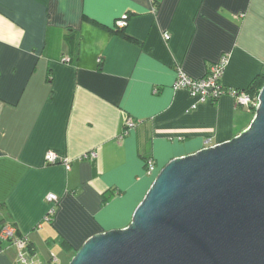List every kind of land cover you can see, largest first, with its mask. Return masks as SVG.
<instances>
[{"label":"crops","instance_id":"crops-1","mask_svg":"<svg viewBox=\"0 0 264 264\" xmlns=\"http://www.w3.org/2000/svg\"><path fill=\"white\" fill-rule=\"evenodd\" d=\"M154 6L0 0V227L16 225L42 264L126 227L166 163L228 141L253 118L228 94L202 100L174 83L178 68L200 78L227 56L222 84L248 88L264 71V0ZM128 118L136 125L125 131ZM49 193L59 200L47 221ZM18 260L19 248L0 242V264Z\"/></svg>","mask_w":264,"mask_h":264},{"label":"water","instance_id":"water-1","mask_svg":"<svg viewBox=\"0 0 264 264\" xmlns=\"http://www.w3.org/2000/svg\"><path fill=\"white\" fill-rule=\"evenodd\" d=\"M249 124L171 159L130 223L89 237L68 264H264V83Z\"/></svg>","mask_w":264,"mask_h":264},{"label":"built area","instance_id":"built-area-1","mask_svg":"<svg viewBox=\"0 0 264 264\" xmlns=\"http://www.w3.org/2000/svg\"><path fill=\"white\" fill-rule=\"evenodd\" d=\"M152 1L155 5L154 8H156V0ZM128 17V14L122 15V17L117 19L116 26L118 28H124L127 25ZM170 36L171 35L169 32H164L165 39H169ZM227 62V56L222 57L218 62L212 63L209 66L208 73L200 78H193L185 73L181 68H178L174 87L177 89L185 88L193 95H198L202 100L207 98L215 100L223 94H228L235 99L238 106L246 108L249 111H255L259 105L258 95H252L248 89L245 88L225 87L222 84V77ZM135 125L136 121H134L132 118H128L125 123V131L131 127H134ZM91 155L96 156L97 154L96 152H92ZM46 160L48 163H57V153L53 150H49L46 153ZM147 167L148 173H153L155 171L154 161L150 159L147 162ZM58 200L59 197L55 193H49L47 195V201L51 204V207L44 217L45 220L50 221L56 213ZM0 242L15 244L19 248V264H42L40 259H34L35 254H33L31 251L28 239L25 236L18 234V228L16 225L12 223L2 224L0 227ZM51 261L54 263L57 262L56 255L52 254Z\"/></svg>","mask_w":264,"mask_h":264},{"label":"trees","instance_id":"trees-1","mask_svg":"<svg viewBox=\"0 0 264 264\" xmlns=\"http://www.w3.org/2000/svg\"><path fill=\"white\" fill-rule=\"evenodd\" d=\"M158 4V0H156V5ZM127 36V35H126ZM264 83V71L262 73H260L259 75H257L253 81L251 82V84L248 86V88H245V89H248V91L252 94V95H258L259 94V91L262 87ZM253 113V116L255 114V111H251ZM76 253V252H75ZM74 253V254H75Z\"/></svg>","mask_w":264,"mask_h":264},{"label":"rangeland","instance_id":"rangeland-1","mask_svg":"<svg viewBox=\"0 0 264 264\" xmlns=\"http://www.w3.org/2000/svg\"><path fill=\"white\" fill-rule=\"evenodd\" d=\"M51 254V253H50ZM48 255H49V253H48ZM58 258V257H57ZM59 258L61 259L62 257L61 256H59ZM34 259H39V258H37V256H35L34 255ZM62 260V259H61ZM70 261V260H69ZM68 261V262H69ZM63 263L62 264H68V262H67V259H63V261H62ZM67 262V263H66Z\"/></svg>","mask_w":264,"mask_h":264}]
</instances>
